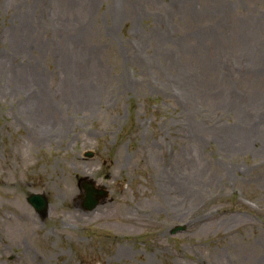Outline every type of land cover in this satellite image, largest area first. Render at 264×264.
Listing matches in <instances>:
<instances>
[{
  "label": "rangeland",
  "instance_id": "1",
  "mask_svg": "<svg viewBox=\"0 0 264 264\" xmlns=\"http://www.w3.org/2000/svg\"><path fill=\"white\" fill-rule=\"evenodd\" d=\"M0 264H264V0H0Z\"/></svg>",
  "mask_w": 264,
  "mask_h": 264
},
{
  "label": "bare ground",
  "instance_id": "2",
  "mask_svg": "<svg viewBox=\"0 0 264 264\" xmlns=\"http://www.w3.org/2000/svg\"><path fill=\"white\" fill-rule=\"evenodd\" d=\"M73 97L76 100H82L83 102H87L89 105H93L95 103L96 93L93 90H86L83 92H73ZM46 97L43 94L38 95L34 101H32V108L37 107L40 105ZM38 108V107H37ZM61 163L65 166V163L61 161ZM59 182V190L64 197H76V189L74 186V177L71 172H68L66 175L62 176V178L58 181ZM70 212H72L77 218H87L85 217V213L82 212L79 207L77 206L76 202L71 204L69 207ZM88 215V214H86ZM24 219L30 221V217L28 214L24 215Z\"/></svg>",
  "mask_w": 264,
  "mask_h": 264
},
{
  "label": "water",
  "instance_id": "3",
  "mask_svg": "<svg viewBox=\"0 0 264 264\" xmlns=\"http://www.w3.org/2000/svg\"><path fill=\"white\" fill-rule=\"evenodd\" d=\"M92 153H88V156H91ZM85 189V200L84 207L87 210H93L99 203V201L107 197V191H98L96 190L91 183H86L84 186ZM29 203L33 205L37 212H39L43 217L47 215L48 210V199L43 194H31L28 197ZM181 228V227H178ZM178 230V229H176ZM174 230V231H176Z\"/></svg>",
  "mask_w": 264,
  "mask_h": 264
}]
</instances>
